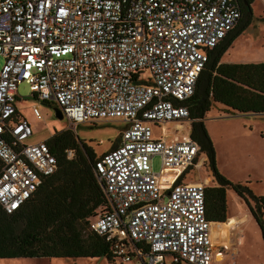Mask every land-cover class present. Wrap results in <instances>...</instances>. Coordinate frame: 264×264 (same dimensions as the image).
Returning a JSON list of instances; mask_svg holds the SVG:
<instances>
[{
  "label": "built area",
  "instance_id": "1",
  "mask_svg": "<svg viewBox=\"0 0 264 264\" xmlns=\"http://www.w3.org/2000/svg\"><path fill=\"white\" fill-rule=\"evenodd\" d=\"M240 16L238 0H0L4 209L18 208L41 175L57 166L48 137L28 141L32 126L18 116L17 88L25 81L74 127L125 122L116 144L94 161L110 210L94 216L91 227L109 240L117 258L212 264L226 245L213 242L207 184L190 177L207 154L190 133L177 134L181 127L163 137L167 129L160 123L190 124L185 100L209 51ZM33 111L42 117L38 104ZM155 126L163 136L154 134ZM64 151L67 158L75 155L72 147ZM155 154L161 156L158 172L151 166Z\"/></svg>",
  "mask_w": 264,
  "mask_h": 264
},
{
  "label": "trees",
  "instance_id": "2",
  "mask_svg": "<svg viewBox=\"0 0 264 264\" xmlns=\"http://www.w3.org/2000/svg\"><path fill=\"white\" fill-rule=\"evenodd\" d=\"M238 2L241 10L238 22L209 51L194 91L185 103L191 118L190 136L206 152L217 182L205 186L207 218L216 223L226 222L227 189L231 188L248 205L264 241V194H255L248 184L233 182L220 172L212 139L203 122V116L214 103L233 113L264 112V58L222 60L227 48L251 22L253 0ZM47 142L56 156V169L41 175L40 184L15 210L8 212L0 203V257L103 256L112 261L116 255L109 240L91 227L94 216L110 210L109 200L94 170V161L103 152L96 154L70 128L55 130ZM66 147L74 148L72 158L65 155Z\"/></svg>",
  "mask_w": 264,
  "mask_h": 264
},
{
  "label": "rangeland",
  "instance_id": "3",
  "mask_svg": "<svg viewBox=\"0 0 264 264\" xmlns=\"http://www.w3.org/2000/svg\"><path fill=\"white\" fill-rule=\"evenodd\" d=\"M252 8L251 22L227 48L226 57L235 60L264 58V0H254ZM1 64L2 57L0 56V67ZM17 92L20 111L30 120L32 130H35L28 138L30 142L49 136L51 131L70 128L78 139L90 145L96 154H101L115 145L120 130L125 127V122L117 118L80 122L74 127L65 117L60 119L55 115L54 104L35 98L27 82L21 81L18 84ZM36 104L39 106L42 117H37L34 114L33 106ZM203 122L212 139L216 164L220 172L231 181H241V183L252 185L255 193L264 194V113H233L214 103L213 107L203 116ZM160 125L164 124L160 123ZM166 126V129L170 130L175 127V124L167 122ZM178 127L180 126L178 125ZM154 133L155 135L160 134V128L155 126ZM168 136H172V131L168 133ZM206 164L192 172L191 177L209 185L216 184L208 160ZM151 166L156 172L161 169L159 154H155L151 158ZM229 196L227 208L229 215L226 222L211 225L214 244L226 243L224 247L219 246L221 247L220 251L225 252L228 257H222L223 260L219 264H264V241L260 228L246 227L243 232V242L238 240L239 244H235V231L231 230L232 241H230L228 237L230 228L237 222L245 223L250 219L246 213H243L239 218L236 217V215H241L239 213L241 211L232 210L235 203L231 199V195ZM241 208L245 211L244 204L241 205ZM86 230L89 228L87 227ZM72 259L61 258L60 262L61 264H73V260H75L77 264H136V259L126 261L119 257L112 261H108L103 256ZM33 264L51 263L48 258H38Z\"/></svg>",
  "mask_w": 264,
  "mask_h": 264
},
{
  "label": "crops",
  "instance_id": "4",
  "mask_svg": "<svg viewBox=\"0 0 264 264\" xmlns=\"http://www.w3.org/2000/svg\"><path fill=\"white\" fill-rule=\"evenodd\" d=\"M253 3H254V0H253V2H252V6H253ZM252 10H253V8H252ZM235 40V39H234ZM233 43V42H232ZM232 45V44H231ZM230 45V46H231ZM226 54H227V51H225L224 52V54H223V56H222V60H224V61H259V60H235V59H231V58H228V57H226ZM260 60H262V59H260ZM18 102H19V98H18V92H17V99H16V101H15V106H16V110H17V113H18V116L20 117H24V118H26L29 122H30V120L22 113V111H20V107L18 106ZM249 113V112H248ZM251 113V112H250ZM114 119V118H113ZM172 123H174L175 124V127L176 126H178L179 125V123L178 122H172ZM187 122H185V121H182V124H180L179 126L181 127V131H177V134H179V135H181L182 133H189V130H190V126L189 125H191V122H190V124L189 125H187L186 124ZM30 124H31V122H30ZM165 125V127H167L166 126V123L164 124ZM35 130H32V133L34 132ZM165 131V136H163L164 135V133H163V135H162V132H161V130H160V134H156L157 136H160V135H162L163 137H174L175 135H176V132H174V130H173V128L172 129H170V130H164ZM170 131H172V136H168V133L170 132ZM54 131H51V133L49 134V136L53 133ZM155 134V133H154ZM167 134V135H166ZM49 136H47V137H49ZM47 137H44V138H47ZM239 182V181H238ZM241 182V181H240ZM250 187L252 186V185H249ZM252 188V190H253V187H251ZM253 192H254V190H253ZM255 193V192H254ZM255 194H257V193H255ZM229 195H231V199L234 201V205H233V208H232V210H234V209H237L238 210V212L239 211H241V212H239V213H241V215H236V217L237 218H239V217H241L242 216V214L243 213H246L247 214V217L250 219V221H248V222H237L235 225H233L231 228H230V232H229V239H230V241H232L231 240V233H232V231L231 230H233V231H235V237H234V241H236V243L235 244H239L238 243V240L239 241H242L243 242V232H244V230H245V228L246 227H248V226H250L251 228L253 227V226H256V227H258L259 228V226H258V224H257V222L255 221V219H254V217L252 216V214L250 213V211L248 210V208L246 207V204L244 203V200L242 199V197H240L233 189H231V188H228L227 189V198H228V200L230 199V196ZM245 205V211L244 210H242L243 208H241V205H243V204ZM236 205H237V207H236ZM228 215H229V212H228ZM228 215H227V217H228ZM213 223H216V222H212V224ZM220 224H223V223H220ZM236 227V228H235ZM234 236V235H233ZM223 244H225L226 245V243L225 242H222ZM264 244V243H263ZM237 249V248H236ZM236 249H234L235 251H236ZM222 257H228L227 255H225V252H220V251H218L216 254H215V257L213 258V260H212V264H219V262L220 261H222L223 260V258ZM38 258L39 259H43V258H48V261L51 263V264H61V262H60V259H61V257H57V258H60V259H56V257H0V264H33V262H36L37 260H38ZM63 259H66V258H63ZM131 259H136V261H135V263L136 264H145V259L143 258V256H138L137 254L134 256V257H132ZM130 259V260H131ZM73 260V259H72ZM39 261H41V260H39ZM127 261V260H126ZM73 264H77V262L75 261V260H73ZM165 264H188L187 262H178V263H174V262H172L171 260H170V258H169V256H168V258L166 259V262H165Z\"/></svg>",
  "mask_w": 264,
  "mask_h": 264
},
{
  "label": "water",
  "instance_id": "5",
  "mask_svg": "<svg viewBox=\"0 0 264 264\" xmlns=\"http://www.w3.org/2000/svg\"><path fill=\"white\" fill-rule=\"evenodd\" d=\"M54 111H55V115L60 118L63 119L64 118V113L62 111V109L58 106V105H53ZM252 113H264V112H252Z\"/></svg>",
  "mask_w": 264,
  "mask_h": 264
},
{
  "label": "flooded vegetation",
  "instance_id": "6",
  "mask_svg": "<svg viewBox=\"0 0 264 264\" xmlns=\"http://www.w3.org/2000/svg\"><path fill=\"white\" fill-rule=\"evenodd\" d=\"M205 165H207V164H205ZM244 200V199H243ZM251 202V204H253V201H250ZM244 203H245V201H244ZM246 204V203H245ZM246 207L248 208V205L246 204ZM248 210H249V208H248ZM250 211V210H249Z\"/></svg>",
  "mask_w": 264,
  "mask_h": 264
},
{
  "label": "bare ground",
  "instance_id": "7",
  "mask_svg": "<svg viewBox=\"0 0 264 264\" xmlns=\"http://www.w3.org/2000/svg\"><path fill=\"white\" fill-rule=\"evenodd\" d=\"M211 225H212V223H211Z\"/></svg>",
  "mask_w": 264,
  "mask_h": 264
}]
</instances>
